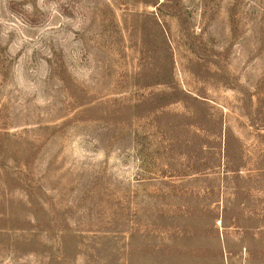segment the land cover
I'll return each instance as SVG.
<instances>
[{"label":"rangeland","instance_id":"rangeland-1","mask_svg":"<svg viewBox=\"0 0 264 264\" xmlns=\"http://www.w3.org/2000/svg\"><path fill=\"white\" fill-rule=\"evenodd\" d=\"M0 264H264V0H0Z\"/></svg>","mask_w":264,"mask_h":264}]
</instances>
